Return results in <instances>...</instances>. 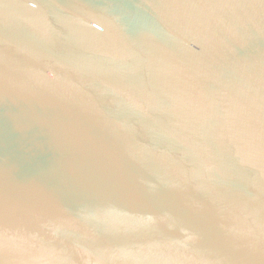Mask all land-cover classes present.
I'll list each match as a JSON object with an SVG mask.
<instances>
[{"label": "water", "instance_id": "obj_1", "mask_svg": "<svg viewBox=\"0 0 264 264\" xmlns=\"http://www.w3.org/2000/svg\"><path fill=\"white\" fill-rule=\"evenodd\" d=\"M0 264H264V0H0Z\"/></svg>", "mask_w": 264, "mask_h": 264}]
</instances>
